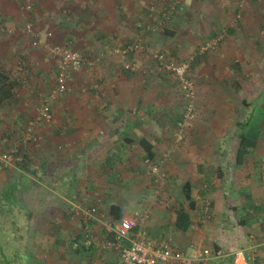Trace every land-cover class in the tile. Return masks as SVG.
Instances as JSON below:
<instances>
[{"label":"crops","instance_id":"1","mask_svg":"<svg viewBox=\"0 0 264 264\" xmlns=\"http://www.w3.org/2000/svg\"><path fill=\"white\" fill-rule=\"evenodd\" d=\"M20 1L22 0H0V69L5 72L8 70L17 71L15 61L17 55L14 53L21 51L19 45L23 37H20L18 35L20 31L16 30H22L25 22ZM53 1L33 0L38 7L35 18L40 15L41 10L46 13L45 15L51 16L54 9ZM63 3L69 7V17L68 20H64L63 25L54 23V17L50 16L35 19L36 28L43 29L40 32L41 41L46 32L51 31L53 43H61L62 39H66L65 43L58 45L69 46L77 51L85 50L87 58H93L96 55L102 60L104 55L108 57L110 54L112 56L109 57L111 63L103 66L102 62H99L95 71L82 69L87 72L84 73L85 82L83 85L94 86L96 84L94 86L97 91L96 96L88 97L85 94L86 97L79 101L78 109L80 111L69 110L67 113L60 114L54 106L52 124L47 125L49 126L47 129L37 128L35 132L39 135L41 143L36 147L37 150L34 149V152L32 149V151L30 150L32 174L20 171L29 179L28 183L30 182L33 190L44 194L41 196L42 200L45 196L51 195L55 205L65 203V211L69 219L67 222L70 224L68 231L76 233L81 226L80 214L86 211L83 208L84 204L80 202L86 201L89 197L93 198L92 193L88 194L85 190V186L88 185L87 178H84L87 169H109L132 165L135 158L133 152L130 151V146L125 147L119 140L121 147L118 150L113 149V145L118 144L117 138L144 136L148 137L147 141L152 146L149 137L151 135L165 136L167 131L162 127L164 121L160 119L161 114L155 115L150 110L156 108V112H159L160 108L165 110V106L173 109L175 101L172 97H170L172 100L165 98V94L171 96L172 89L164 82L159 84L158 89L161 91V96L158 97L154 94L155 92L153 93L155 85L147 81L146 76L143 77L142 73L146 72L144 69L150 67L151 62L153 66L151 67L155 68L152 57L150 60L151 55H147L148 57L144 59H138L139 52L129 53L132 54L130 56H133L132 61H129L130 56H115L113 53L114 47L131 42L133 44L139 36L143 37L146 44H154L155 41L150 38L145 28L151 24L158 25L157 20L160 13L166 8L164 9L162 6L154 8L148 4L147 0H63ZM193 5L192 12L197 10L198 12L192 17L194 20L192 30L205 37L208 36V38L211 35L214 36L210 42L220 36L222 38L217 48L208 50L207 57L199 59L196 65L198 89L208 86L207 94L210 99L208 103L213 104L214 108L212 109L213 116L205 119L208 122L207 125L198 120L199 123L194 127V131L197 133L195 137H212V142L217 138L219 143L210 146L196 144L190 147L193 153L192 158L196 159L199 167L204 169L205 167L212 169L222 167L225 170L223 186L226 188L223 192L228 196L227 201L243 207L256 205L258 209L263 207L264 210V0H233L230 3L206 0L203 4L194 2ZM151 8H154L153 12L150 11ZM77 11H79V15ZM75 14L77 15L75 16ZM175 18L179 20L181 14ZM103 51L105 54L102 55ZM96 52L98 53L96 54ZM29 53L32 55L30 57L33 62H37V64L30 65L32 69L31 72L26 71V73L28 72L26 78L33 81L34 77L36 83L32 86L30 83L33 82L28 81L29 86L25 88H36V91L43 92L49 88L51 82L49 80L50 69L54 58L49 57L41 45ZM91 54L93 56H90ZM199 57L202 56L199 55ZM116 62H121L122 65L124 62L131 64L133 70L126 69V71L124 70L126 65H123L122 71L119 66L114 65ZM91 75L95 77V80L90 78ZM248 76H251L252 79L258 77L260 84L245 79ZM23 78L21 79L22 84L27 85ZM227 81L229 82L228 92L224 88ZM235 81L239 85L234 90L232 84ZM253 87L255 88L253 89ZM203 95L199 91L196 94L198 106L201 104ZM31 97L29 94L22 93L21 101L15 102L21 106V110L26 111L23 112L24 114L18 111V116L22 118H26L27 115L35 116L36 112L33 108L35 105ZM66 104L75 106V104L65 101L63 109L67 107ZM243 104L252 105L249 107L257 115L253 116L250 111V115L241 123L236 117L235 111L237 106L241 109ZM158 119L160 124L156 121ZM247 124L253 125L256 129V145L249 149L242 162L237 164L236 153L239 148V137L243 134ZM233 135L238 137L235 146L222 143ZM131 148L135 149L132 146ZM137 148L140 155L145 156L143 149L138 146ZM113 153L115 155H112ZM253 164L262 171V176L256 172L254 178L256 180L252 181L254 185L251 187L257 186V188L252 189L251 195L247 198L250 199L249 201L244 198V194L249 193L248 189L250 190V188L247 185L251 183L245 182V178ZM16 168L15 166L13 169ZM58 170L59 172H57ZM44 172L53 177L49 180H46L44 176L38 178ZM260 177H262V181H260ZM20 179L17 178V180L8 183L5 188L23 186L24 181ZM88 179L98 183L94 177ZM200 180L196 179L190 184L191 187L201 183ZM213 182L216 184V180ZM229 188L230 190H227ZM227 191L232 192L228 194ZM209 195L215 203L220 201L217 193L209 191ZM57 216L63 217L58 214ZM119 217H121L120 214ZM58 221L63 224V220L58 219ZM139 225L149 227L151 232H157L162 226V224H158L159 227H153V223L145 222V220L140 221ZM99 230H96V235L99 236H96L95 239L100 237ZM108 239L112 241V236L108 235ZM103 242V240L94 242L95 245L92 247L97 249L102 246ZM221 246L226 247L225 244ZM223 250L224 252L218 253L215 259L232 256L233 264L235 254L243 251L246 258L251 255L252 260L249 261L252 263L247 264H264V237L261 240L246 242L241 250L233 252H227L225 248ZM114 251L106 252L99 248L97 251L99 257L92 255L86 258L83 256L77 260L73 259V262L69 264H120L117 250ZM253 257H258V259ZM98 258L100 259L98 260ZM253 261L255 262L253 263Z\"/></svg>","mask_w":264,"mask_h":264},{"label":"rangeland","instance_id":"2","mask_svg":"<svg viewBox=\"0 0 264 264\" xmlns=\"http://www.w3.org/2000/svg\"><path fill=\"white\" fill-rule=\"evenodd\" d=\"M232 1L233 0H209V2L221 3H230ZM53 2L54 9L51 16L45 15L46 13L41 10L42 12L40 11V15L35 18L38 7L33 0L20 1V8L24 11L23 17L25 18L23 27L25 24H32L33 31L39 35L40 43L38 46L41 45L47 54L45 42L49 44L52 41L45 39V37L41 41L40 32L43 29L36 28L34 24L36 22L35 19L47 18V16H50L54 17V23L57 22L63 25L64 20H68L69 17V7L63 3V0H54ZM147 2L154 8L162 6L164 9H169L168 4L170 0H147ZM194 2H201V4H203L206 0H183L176 5L173 12L169 15V19L162 24L161 27L159 26L156 32H147L150 38L155 41L154 44H146L142 36L138 37V39L142 41V46L144 48L143 52H139L138 59H144L148 57L147 55L150 56L151 53L158 50L166 51L171 57L188 62L189 74L194 81L196 94H198V91L200 94H204L200 106L196 103L197 119L186 123L180 133L177 128V123L182 116L183 105L180 99L178 80L156 69V67L152 68L151 62V65L149 64L150 67L144 69L146 72L142 73L143 77L146 76L147 81L155 85L153 93L155 92L154 94L158 95V97L161 96V91L158 89L159 84H161L160 82H164L165 85L172 89L171 96L164 93L165 98L170 100V97H172L173 101H175L173 109L165 106L166 109L162 110V108H160V110H158L159 112H156V108L150 110V112H153L155 115L157 113L161 114L160 119L164 121L162 127L167 131L166 135L160 137L151 135L149 137L154 151V158L152 160L147 159L146 156H141L137 148V146L140 147L138 140L141 138L148 140V137L130 136L127 138V140H130V143L124 141L122 137H118V144L113 145V149L118 150L121 147L119 140L122 141L121 144L125 147L130 146V151L133 152L132 154L135 158L133 164L123 165L120 168L87 169V173L85 174L86 177L84 178H87L86 181L88 180V185L85 186V190L88 194L92 193L93 198L89 197L86 201L82 200L83 202L81 201L80 203L84 204L83 208H85V210H90L92 207L97 208L102 216L100 222H93V224H91V227L95 228L89 229L91 237L87 240L83 237L82 224H80L81 226L76 233H70L68 231L70 224L67 222L68 215L65 211V203H58V205H55V201L51 195L45 196L42 200L41 196L44 194L33 190L30 182L28 183L29 179L21 173V171H24L25 173L32 174L30 169V150L32 149L33 151H31L34 152V149L37 150L36 147L41 143L39 135L35 133L36 129H40L41 127L47 129L49 127L47 125L52 124L40 122L34 126L32 133L38 139L36 144H29L24 141L26 126L30 122H34L36 117H38L40 108L49 100V94L54 86V79L58 70V61L54 58V61L51 63V74L49 79L51 82L49 83V88L43 92L36 91V88H25L29 86L28 81H32L26 78L28 72H31L32 69L30 65L37 64V62L34 63L31 59V53H29V51L36 50L38 46L32 45L33 38L30 35L24 34L23 29L16 30L17 32L20 31L18 35L23 37L19 45L21 51H15L17 54L14 53L17 55V57H15L17 71L12 72V70H8V72H5L3 70L8 78L15 83L13 100L7 105L0 106V140H6L2 149L6 151L16 147L21 150L23 156L22 162L15 165L17 167L16 169H0V243L4 246L7 259H12L13 261L16 259V264H69L73 262V259L77 260L83 256L86 258L92 255L99 257L97 254L99 248L106 252L115 250L106 247L107 242L111 241L109 240L110 238L108 239V235L110 234L107 231V227H113L121 217H135L136 213H146L147 219H145V222L153 223V227H159L158 224H162L157 232H151L149 227L141 226L150 238H155V240L158 241L164 239L169 240L173 247L183 251H188L193 247L208 248L211 250L213 258L210 264H232V256H228L224 259H215V257L218 256V253L221 254L222 251L224 252V248L227 249V252L241 250L243 246L246 245V242L250 240H261L264 237L263 207L261 209H258L256 205H247L243 207L227 201L228 196L223 192L226 188L223 186L225 170H223L222 167V169L220 167H217V169L205 167L204 169L199 167L195 161L196 159L192 158L193 153L190 147L196 144L210 146L219 143V139L217 138L212 142V137H195L197 133L194 131V127L199 123L198 120L200 123L207 125L208 122L205 121V119L209 116H213L212 109L214 105L208 103L210 100L207 94L208 86L198 89L196 65L199 59L207 57L208 51L201 52V48L210 43V40L213 39L214 36L211 35V37L208 38V36L205 37L203 34H199L197 31L192 30L194 25L192 17L198 12L197 9L194 13L192 12ZM26 5H30V11L26 10ZM77 14L79 15V11H77ZM77 14H75V16ZM178 14H181L179 20L175 18H178ZM49 20L50 18L48 21ZM157 21H161V14ZM65 40L66 39H62L61 43L57 44L65 43ZM52 44L55 43L52 42ZM68 44L70 45V43ZM131 44L132 42L125 43L114 48L123 50L126 46ZM78 51L86 55L84 52L85 50ZM20 52L22 53L20 54ZM97 53L98 52H96V54ZM101 54H105V51ZM130 55L132 54H127L126 57ZM199 55L202 57H199ZM90 56L93 55L91 54ZM95 56L96 55H94L93 58H97L98 61L96 66L90 69L91 71L96 70L95 68H97L99 62H102L103 66L111 63V61H109V57H112L110 54L108 57L104 55L102 60L101 57ZM115 56H117V54H115ZM49 57L52 56L49 55ZM132 58L133 56H130L128 58L129 61H132ZM126 64L127 63L124 62L123 65ZM114 65L119 66L121 70L122 68L124 69L121 62H116ZM82 69L70 76L68 90L64 94L57 96L50 104L52 115L54 106L56 111L60 114L67 113L69 110L73 112L80 111L78 107L81 99H84L86 95L88 97L96 96L97 91L94 88L96 84L94 86L83 85V82H85L84 73L87 72ZM152 70L153 72H151ZM26 71L28 72L26 73ZM93 75H95V73H93ZM93 75H91L90 78L95 80ZM22 78L27 82V85L22 84ZM32 79L33 83H30V85L34 86L36 79L34 77ZM245 79L255 84L256 82L260 84L258 77H253L252 79L251 76H248ZM238 85L237 81L232 84L234 90ZM228 87L229 82L227 81L224 87L226 92L229 91ZM254 88L255 87H253V89ZM30 90L33 92L30 93ZM22 93L32 96L31 98L35 105L33 108L36 112L34 117L27 115L26 118H22L17 115L18 111H21V114L26 112L21 110V106L15 103L16 101H21L20 98ZM65 101L71 102L75 104V106L69 104L67 106L66 104L67 107L63 109ZM249 106L252 105L243 104L241 105V109L237 106L235 115L241 123H243L250 115V111H252ZM246 109L247 112H245ZM251 113L253 116L257 115V113L254 114V111ZM156 121L160 124L159 119ZM237 139L238 137L233 135L222 143L228 146H235ZM113 142L116 143L117 141ZM131 146L135 149L131 148ZM112 155H115V153ZM254 164L252 169L248 170V176L245 178V182L249 181L251 183L247 185V187L250 188V190L248 189L249 193L244 194V198L249 201L250 199L247 198L251 195L252 189L255 190L257 188V186L251 187V185H254L252 181L256 180L254 179L256 177V172L262 176V171ZM57 172H59V170ZM43 176L46 180L53 177L51 174L44 172L40 174L38 178H42ZM90 177L96 178L98 183H94V181L88 179ZM17 178H21L20 180L24 181L23 186L14 187L10 192V195L12 194L11 196L13 197L12 200V197L4 200L2 197L4 188L8 183L17 180ZM196 179H201V183L192 185L191 187L190 184ZM261 179L262 177H260V181H262ZM214 180H216V184H214ZM26 183L28 184L26 185ZM185 183H188L190 186L189 193L193 207L186 198L184 189ZM227 190H230V188ZM209 191L215 194L217 193L220 201L215 203L209 195ZM227 192L231 194L232 191ZM206 201L210 202L208 212H205L204 209V202ZM251 204L253 203L251 202ZM116 210H119L118 212L121 215L118 219L116 218V214L118 213L115 212ZM179 210H184L189 215L190 226L186 231H180L174 226L176 213ZM41 213L43 214L42 216L40 215ZM57 214L63 217H59ZM58 219L63 220V224H60ZM138 223L139 221L137 220V224ZM98 228L102 229L99 230ZM137 228H140V226L138 225ZM96 230L100 232V237L98 239H95L96 236H99L96 235ZM100 240L104 241L101 247L99 246L97 249L92 247L95 245L94 242ZM224 244L226 247L221 246ZM16 253L17 256H13V254ZM248 256L251 258V255ZM253 258L256 260L258 259V257ZM99 259L100 258H98V260ZM254 262L255 261H253V263Z\"/></svg>","mask_w":264,"mask_h":264},{"label":"built area","instance_id":"3","mask_svg":"<svg viewBox=\"0 0 264 264\" xmlns=\"http://www.w3.org/2000/svg\"><path fill=\"white\" fill-rule=\"evenodd\" d=\"M183 0H170L168 10L161 12V21L158 25L151 27L148 26L147 30L156 32L168 19L169 15L173 12L176 5ZM27 11H30V5L25 6ZM150 11H154L151 8ZM23 33L30 35L33 38L32 45H39V35L33 31L32 24H25ZM52 32H46L45 38L52 39ZM222 36L211 41L206 46L201 48V52L208 50H215L220 42ZM45 48L49 55L58 61V70L55 77L54 86L52 87L49 100L46 102L39 111L38 117L34 122H30L24 132V141L29 144H36L38 139L32 133L35 125L42 122L50 124L53 120L50 104L55 98L64 94L69 87L70 76L79 71L80 69H92L96 66L97 58H87L79 51L72 49L68 46L52 44L45 42ZM142 41L136 40L133 44L126 46L123 50L115 48L114 54L126 56L129 53L143 52ZM152 60L154 61L156 69L163 71L165 74L173 76L178 80L180 99L183 105V112L180 121L177 123V128L180 133L186 123L195 121L196 115V90L195 84L189 75L188 62L171 57L166 51H156L151 53ZM125 69L133 70L131 64H126ZM6 140H0V169H12L17 163L22 162L23 156L19 148L13 147L4 151L2 146ZM205 212H208L210 202L206 201ZM264 216V212H263ZM101 215L99 210L92 207L80 214V222L82 224L83 237L85 240L91 237L88 224L91 222H100ZM147 219L146 213L138 214L135 217H121L117 224L113 227H107V231L112 236V241L106 244L108 249H116L118 251L120 264H210L212 259L211 250L208 248H190L188 251L179 250L170 244L169 240H155L150 238L146 232L141 228L137 220L143 222ZM138 225L140 228L137 229ZM251 258H246L243 251H240L234 256L233 264H247L251 263Z\"/></svg>","mask_w":264,"mask_h":264},{"label":"trees","instance_id":"4","mask_svg":"<svg viewBox=\"0 0 264 264\" xmlns=\"http://www.w3.org/2000/svg\"><path fill=\"white\" fill-rule=\"evenodd\" d=\"M153 12V11H152ZM162 12V11H161ZM161 14V13H160ZM151 27H154L155 25H148ZM147 26V27H148ZM147 32H150L145 28ZM154 33V32H150ZM15 83H13L6 73L3 70H0V106L7 105L12 102L13 100V89H14ZM181 118V117H180ZM255 127L251 124H247L246 128L244 129L243 134L240 135L239 137V148L236 153V162L237 164H240L242 162V159L244 155L247 154V151L249 149H252L256 145V135H255ZM127 143H130V140H127V138L123 139ZM139 146L143 149L145 156L147 159L152 160L154 158V152H153V147L151 144L145 140L144 138H141L138 140ZM14 189V187H8L5 188L4 192L2 193V197L4 200L10 199L12 194L10 195V192ZM185 193H186V198L188 201H190L191 206L193 207L191 196H190V186L188 183H185L184 185ZM13 197L11 198V200ZM119 210H116L115 212H118ZM116 218H119V212L116 214ZM91 222L88 224V229H92ZM174 226L176 229L180 231H186L189 226H190V218L189 215L184 211V210H179L176 213L175 217V223ZM82 231H84V228H82ZM13 256H17L16 254H13ZM0 264H16V259L13 261L12 259L9 260L7 259L5 252H4V246L3 244L0 243Z\"/></svg>","mask_w":264,"mask_h":264}]
</instances>
